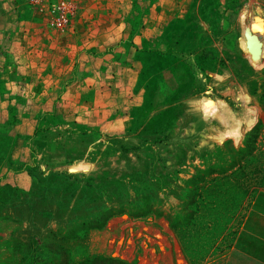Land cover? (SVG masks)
Here are the masks:
<instances>
[{"label": "rangeland", "instance_id": "374dc122", "mask_svg": "<svg viewBox=\"0 0 264 264\" xmlns=\"http://www.w3.org/2000/svg\"><path fill=\"white\" fill-rule=\"evenodd\" d=\"M78 1L0 0V264H221L264 203V0Z\"/></svg>", "mask_w": 264, "mask_h": 264}, {"label": "crops", "instance_id": "0c3cea01", "mask_svg": "<svg viewBox=\"0 0 264 264\" xmlns=\"http://www.w3.org/2000/svg\"><path fill=\"white\" fill-rule=\"evenodd\" d=\"M221 264H264V203L247 204L235 228L234 245Z\"/></svg>", "mask_w": 264, "mask_h": 264}, {"label": "built area", "instance_id": "2783aa9c", "mask_svg": "<svg viewBox=\"0 0 264 264\" xmlns=\"http://www.w3.org/2000/svg\"><path fill=\"white\" fill-rule=\"evenodd\" d=\"M38 12L48 15L50 25L61 32H68L72 18L78 11V0H29Z\"/></svg>", "mask_w": 264, "mask_h": 264}, {"label": "trees", "instance_id": "16d2710c", "mask_svg": "<svg viewBox=\"0 0 264 264\" xmlns=\"http://www.w3.org/2000/svg\"><path fill=\"white\" fill-rule=\"evenodd\" d=\"M215 179V178H214ZM148 202L149 204H146L144 205V208H141L139 210H136V211H131V215L132 216H135V217H142V216H146L148 214H151V213H156L158 216L160 215H163L162 211H159V210H154L153 209V203L155 202V199L154 198H148ZM113 211H124L122 208L120 209H111ZM196 213V212H195ZM194 213V215H195ZM104 213H97L96 215H92L91 217L89 218H95V221H101L104 219ZM171 219V218H170ZM171 225L173 227H178L179 225H177V222H173L171 220ZM209 226H211V222H208V225H205L203 227H198L197 229H199V231H205L207 229H210ZM94 227H98L97 224H94L93 226H91L90 228H94ZM197 245H199V243H197ZM204 245H202L201 247H203ZM67 252L70 254V249L68 248L67 249ZM106 258L102 255H94V256H83L79 261L77 262H71L70 264H96V263H99L103 260H105Z\"/></svg>", "mask_w": 264, "mask_h": 264}, {"label": "bare ground", "instance_id": "6f19581e", "mask_svg": "<svg viewBox=\"0 0 264 264\" xmlns=\"http://www.w3.org/2000/svg\"><path fill=\"white\" fill-rule=\"evenodd\" d=\"M252 25H253L251 28L252 31L254 32L260 31V34L264 35V20L263 19H258L254 21ZM258 39H259V36H256L255 42L252 44L251 48L253 52L257 53V55H261L262 54V44L261 42L258 41Z\"/></svg>", "mask_w": 264, "mask_h": 264}]
</instances>
